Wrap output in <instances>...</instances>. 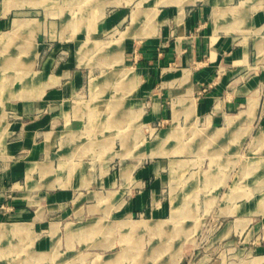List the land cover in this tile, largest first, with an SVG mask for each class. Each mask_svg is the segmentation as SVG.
<instances>
[{
	"label": "crops",
	"instance_id": "1",
	"mask_svg": "<svg viewBox=\"0 0 264 264\" xmlns=\"http://www.w3.org/2000/svg\"><path fill=\"white\" fill-rule=\"evenodd\" d=\"M173 4L180 7L178 23L142 31L143 36L129 40V49L118 55L121 64L132 66L122 70L133 84L128 105L138 108L137 118L127 117L126 105L120 108L123 115L116 116L88 100L78 106L75 99L90 71L57 65L55 54L38 58L27 84H0V118L2 93L15 95L8 108L15 117L8 123L0 119V238L7 239L5 248L10 247L15 257L24 249L25 238L33 240L37 232L42 238L34 244L44 253L109 247L114 235L109 221L116 211L124 221L138 216L161 225L182 220L185 217L178 213L190 203L171 190L189 174L194 178L187 187L203 191L194 205H199L198 219L208 227L202 233L216 243L214 251L248 253L246 263L264 264V67L250 71L261 48L264 0H196L183 7L176 0L169 5ZM5 9L0 4V30L9 27L6 15L11 10ZM121 11L109 15L105 26L115 24ZM248 14L252 23L246 32L249 27L243 21ZM180 86L187 88L185 99L175 98ZM131 124L136 126L132 136ZM119 126L125 137L119 136ZM154 130L158 136L153 145L143 149L147 133ZM189 133L193 142L186 147L181 141ZM132 140L138 142V152L130 148ZM200 149L219 158L216 165L208 159L202 180L195 160L174 159L184 151L199 156ZM228 156L246 160L230 168L234 175L227 183ZM118 164L125 165L116 169ZM97 222H105L102 238L107 242L90 244L104 229L89 228ZM82 237L87 249L69 241ZM117 252L107 257L109 263L124 258L128 249L122 244V253ZM196 264L226 262L206 255Z\"/></svg>",
	"mask_w": 264,
	"mask_h": 264
},
{
	"label": "rangeland",
	"instance_id": "2",
	"mask_svg": "<svg viewBox=\"0 0 264 264\" xmlns=\"http://www.w3.org/2000/svg\"><path fill=\"white\" fill-rule=\"evenodd\" d=\"M175 1L0 0V4L6 8L5 12L11 10L6 15L9 27L0 30V84L4 88L27 84L28 79L31 78L30 76L37 69L38 58L43 53L46 55L55 54L57 65L68 63L72 64L75 68L90 71V76L83 85L82 94L77 95L78 98L75 99L78 106H81L80 101L88 100L104 106L105 108L102 111L105 114L110 115L111 112L113 116H116L118 113H122L120 109L122 105H126L128 114L127 112L125 114L128 115L127 117L137 118L138 108L133 107V104L128 105L130 94L131 97L133 96L132 93H128V90L133 84H130V79H128L122 70L125 67L132 66L128 65L126 61L124 64H121L118 55H120L121 50L124 53L129 49V40L142 37V31L154 28L156 32L160 24H170L173 20L179 22L181 20L178 18L180 7L176 4L169 5ZM179 1L182 2V7L196 3V0ZM108 4L112 5L107 6ZM123 7L124 9H121ZM102 8L103 11H100ZM115 10H122L119 13L121 17L119 19L116 18L115 24L106 27L107 17L114 15ZM159 10H162V12L160 13ZM161 15L162 19L160 18ZM251 15L248 14L243 21L247 27L251 26ZM249 29L250 27L246 29V32ZM251 31L250 33H252ZM108 75L110 79L107 78ZM96 83L100 86L92 87ZM184 84L182 83V85ZM178 89L179 91L175 93V98L185 99L188 94L185 92L187 88L180 86ZM89 92L91 93L90 97ZM14 96L10 92L2 93V117L0 119L5 123L10 122L15 117L8 110L10 108V101ZM76 104L75 106H77ZM118 106L120 107L118 108ZM134 127L136 126L131 124V130L129 131L128 128V134H134ZM119 130H123L122 126H119ZM123 132L119 133L121 138L126 136ZM157 133L155 130L147 133L142 143L143 149L144 147L150 148L153 145L155 138L158 136H156ZM190 136L191 133L186 134L184 140L181 141L186 147L187 144H192L193 142L192 138L189 139ZM137 144L138 142H135V140L131 141L132 146L130 148L134 152L140 150ZM98 149L100 150L98 160L102 162L105 156L101 153L100 145ZM199 152L201 153L199 156H192L188 155V151H184L183 153L176 154L177 157L174 159L195 160L194 166H199L200 168V172L197 175L202 180L204 166L207 165L208 159L210 158L211 162L214 159L212 163L216 165L219 158L209 157V149L204 151L200 149ZM245 160L246 158L242 160L239 156H228L226 158V165L228 167V171L226 172L227 183L230 177L234 175L230 168L236 166L238 162ZM124 165L118 164L116 169H121ZM193 178L189 174H185L182 178L183 183L181 186L171 190L172 193H175L173 196L190 203L187 209L178 213L179 216L185 217L182 220L179 219V221H175L173 224L172 222H167L165 225H161L159 224L160 222L144 221L143 218L138 216L124 221L116 211L113 218L109 221L111 225L110 229L112 230H110L111 234H114L109 237V240H111L109 247L101 245L97 246V251L82 250L68 254L63 253V255L59 252L44 253L37 250L35 244L38 240L36 241V239L42 238L39 236L42 235L41 232H37L36 234L38 235L33 240L25 238L24 249L16 257L11 253L10 247L9 249L5 248L7 239L0 238V264H118L124 259L121 264H196L206 255L208 258L220 256L226 264H249L246 263L249 260L247 258L248 253L241 252L237 254L234 250L228 251L226 248L214 251L215 247L213 245L216 243L213 242V237L202 233L208 227H206V222L204 223V221L198 219L200 209L199 205H194V202L200 201V194L203 191L202 189L193 190L187 187V182L193 180ZM116 191H119L118 188L113 190L115 194ZM214 191L218 192L219 190ZM193 192L199 193L198 196H194ZM100 195L102 196V194ZM118 198L119 195H115V201ZM101 207L103 205H100ZM115 207L117 210L118 206L115 205ZM188 217H195L196 219L188 220ZM97 223L89 228L94 229L97 226L100 229H104L99 231L98 235L95 234L96 236L89 242L90 244L107 242L104 239L106 238V236L104 237L106 235L104 234L106 231L105 222ZM20 227L24 228L23 231L28 230L27 226ZM159 228H162V231L156 232L159 231ZM129 229L133 230L129 231ZM165 232L168 234L164 235ZM85 239L82 237L78 241H76V238L69 241L71 244H82V248L87 249L88 243H85ZM122 244H125V248L128 249L125 257L120 258L119 261H111L109 263L107 257L117 254V251L121 252ZM12 256L15 257L13 259L15 261L12 260Z\"/></svg>",
	"mask_w": 264,
	"mask_h": 264
},
{
	"label": "built area",
	"instance_id": "3",
	"mask_svg": "<svg viewBox=\"0 0 264 264\" xmlns=\"http://www.w3.org/2000/svg\"><path fill=\"white\" fill-rule=\"evenodd\" d=\"M258 36L261 40V48L255 53L254 61L252 62V66L250 67L251 72H259L264 67V25L259 31ZM260 93L262 95L264 93V84L260 88Z\"/></svg>",
	"mask_w": 264,
	"mask_h": 264
},
{
	"label": "bare ground",
	"instance_id": "4",
	"mask_svg": "<svg viewBox=\"0 0 264 264\" xmlns=\"http://www.w3.org/2000/svg\"><path fill=\"white\" fill-rule=\"evenodd\" d=\"M136 18H137V17H136ZM134 20H135V19H134ZM134 20H133V21H134ZM144 35H145V34H144ZM127 74H129V75H130V74H131V72H130V71H127ZM129 75H128V76H129ZM176 106H177V105H176ZM173 110H174V109H173ZM180 112H181V111H180ZM175 115H176V114H175Z\"/></svg>",
	"mask_w": 264,
	"mask_h": 264
}]
</instances>
